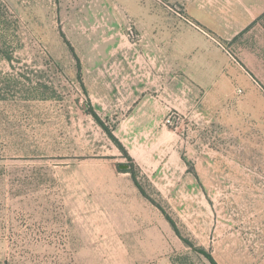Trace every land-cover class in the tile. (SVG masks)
<instances>
[{"label":"rangeland","instance_id":"374dc122","mask_svg":"<svg viewBox=\"0 0 264 264\" xmlns=\"http://www.w3.org/2000/svg\"><path fill=\"white\" fill-rule=\"evenodd\" d=\"M230 2L0 0V264H210L154 204L264 264V15L224 38Z\"/></svg>","mask_w":264,"mask_h":264},{"label":"crops","instance_id":"0c3cea01","mask_svg":"<svg viewBox=\"0 0 264 264\" xmlns=\"http://www.w3.org/2000/svg\"><path fill=\"white\" fill-rule=\"evenodd\" d=\"M225 4L231 3L230 0H223ZM236 1V7L234 10H229L228 13L226 12L225 15L230 16L229 23L233 25V30L230 32H224L223 37L229 38L244 29L250 22L255 21L260 15L264 13V0H235ZM228 2V3H227ZM248 4V5H247ZM234 6V5H232ZM223 9L220 8V10ZM188 11V10H187ZM223 12V11H222ZM202 17L203 20H206V18L203 15L199 16H192L193 20H196L199 23H203V21L200 19ZM207 21V20H206ZM189 27L193 30H195L197 33H200L201 35L206 34L205 30H201V28L196 26ZM229 29H232L231 27ZM220 35V34H219ZM205 37V36H203Z\"/></svg>","mask_w":264,"mask_h":264},{"label":"trees","instance_id":"16d2710c","mask_svg":"<svg viewBox=\"0 0 264 264\" xmlns=\"http://www.w3.org/2000/svg\"><path fill=\"white\" fill-rule=\"evenodd\" d=\"M264 15V13L262 15H260L255 21H253L250 25H253L254 23H256V21L258 19H260L262 16ZM249 25V26H250ZM248 26V27H249ZM246 29V28H245ZM242 32H240L239 34H242ZM238 34V35H239ZM236 38V36L234 37V39ZM89 113L92 115L93 119L96 121V123H98V125H100L105 131L106 133L109 135V137L114 141V143L116 144V146L123 151L125 154V150L123 148V146L120 144V142L112 135V133L110 132V130L108 129V127L105 125L104 121L99 117V115L92 109L90 108ZM130 169H120V171L123 172H130L132 173V178H133V182L134 185L136 186V188L139 190V192L141 193L142 196L146 197L147 199H149L153 204L154 202L149 198V196L146 194V192L144 191L143 187L140 185V183L138 182L135 172L132 168V166L130 165ZM160 211L161 213L164 215V217L166 218V220L169 222V224L171 225V227L173 228L175 234L184 242L186 243L188 246L192 247L196 252H198L199 254H201L210 264H218L217 261L214 259V257L212 256V254L207 251L205 248L203 247H198L195 246L193 243H191L187 238H185L181 233L180 230L177 226V224L175 223V221L168 215V213L164 210L163 207H161L158 204H154Z\"/></svg>","mask_w":264,"mask_h":264},{"label":"water","instance_id":"95a60500","mask_svg":"<svg viewBox=\"0 0 264 264\" xmlns=\"http://www.w3.org/2000/svg\"><path fill=\"white\" fill-rule=\"evenodd\" d=\"M118 166H119L120 169H123V168L126 167V165H124V164H119Z\"/></svg>","mask_w":264,"mask_h":264}]
</instances>
